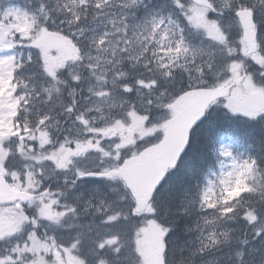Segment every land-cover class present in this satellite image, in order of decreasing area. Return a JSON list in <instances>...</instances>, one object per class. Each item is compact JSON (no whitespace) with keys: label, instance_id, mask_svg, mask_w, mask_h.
Here are the masks:
<instances>
[{"label":"snow or ice","instance_id":"snow-or-ice-1","mask_svg":"<svg viewBox=\"0 0 264 264\" xmlns=\"http://www.w3.org/2000/svg\"><path fill=\"white\" fill-rule=\"evenodd\" d=\"M0 264H264V0H0Z\"/></svg>","mask_w":264,"mask_h":264},{"label":"trees","instance_id":"trees-1","mask_svg":"<svg viewBox=\"0 0 264 264\" xmlns=\"http://www.w3.org/2000/svg\"><path fill=\"white\" fill-rule=\"evenodd\" d=\"M232 134H233L234 136L239 137V136H242V135L244 134V130H243V129H236V130H234V131L232 132Z\"/></svg>","mask_w":264,"mask_h":264}]
</instances>
